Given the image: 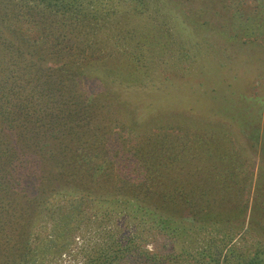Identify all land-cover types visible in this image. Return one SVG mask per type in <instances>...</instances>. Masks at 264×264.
Masks as SVG:
<instances>
[{
	"label": "trees",
	"instance_id": "trees-1",
	"mask_svg": "<svg viewBox=\"0 0 264 264\" xmlns=\"http://www.w3.org/2000/svg\"><path fill=\"white\" fill-rule=\"evenodd\" d=\"M104 2L0 0V264H51L47 255L53 260L59 255V260L65 253L73 257L72 264H170L175 257L158 250L150 252L139 243L141 212L155 220L158 213L159 225H202L217 231L239 222L232 219L235 214L221 219L218 205L226 203L220 201L225 198L222 189L229 185L226 181L221 187L213 185L214 180L208 182L207 193L184 194L182 189L187 186L182 181L169 192L164 190L158 174L164 168H174L173 162L157 155L151 143L153 136L146 143L140 140L135 121L131 128L118 112L114 113V106L120 103L111 97L109 91L113 90L105 79H119L125 73L133 78L137 72L143 76L149 68L136 65L126 69L124 61L122 65L110 63L111 39L103 36L95 21L98 17L93 15L94 5L100 4L104 11L101 16L107 15ZM107 2L112 5L114 0ZM142 8L132 16H153L151 8ZM93 20L96 24L91 33L84 27ZM126 24L123 28L131 46L129 56L147 58L155 48L143 54V46L149 43L146 35L133 23ZM157 41L156 37V46ZM134 42L137 46L133 49ZM117 125L130 129H117ZM131 142L135 143L127 147ZM124 150L127 152L122 153ZM174 151L169 147L171 154ZM129 158L132 172L143 176L137 181H142L145 193L120 184L127 181L119 179L115 162L123 168ZM173 158L176 161L180 156ZM205 171L211 172L209 168ZM95 188L102 192L100 201L89 195ZM215 193L220 195L210 197ZM63 200L95 203L94 231L73 238L58 252L48 240L40 242V238L38 246L31 238L37 224L41 220L40 224H45L48 218L60 220L57 205ZM245 212H240L242 218ZM248 228L254 231L256 227ZM257 246L258 251L241 259L240 264H264V249ZM39 252L42 260L36 259ZM229 253L232 256L223 261L208 258L212 264H229L230 259L233 263L240 258L236 250L229 249Z\"/></svg>",
	"mask_w": 264,
	"mask_h": 264
},
{
	"label": "rangeland",
	"instance_id": "rangeland-1",
	"mask_svg": "<svg viewBox=\"0 0 264 264\" xmlns=\"http://www.w3.org/2000/svg\"><path fill=\"white\" fill-rule=\"evenodd\" d=\"M107 1L110 0L104 2L107 15L101 16V4L94 5L93 15L98 17L95 21L103 36L111 39L110 63L122 65L124 61L126 69L136 65L149 68L143 76L137 72L133 78L125 73L119 79H105L106 86L113 90L109 91L111 97L120 103L114 106V113L118 112L131 128L135 121L140 140L146 143L153 136L151 143L157 155L173 162L174 168H161L158 174L164 190L169 192L182 181L187 186L182 189L184 194L207 193L208 182L214 180L213 185L221 187L226 181L229 185L222 189L223 193L220 189L225 196L220 201H226L224 206L218 205L221 219L235 214L232 219L239 221L217 231L202 225H159L158 213L155 220L141 212L139 243L146 249L148 244H154L155 250L175 257L170 264H212L209 258L223 261L231 257L229 249L236 250L240 258L227 262L240 264L241 259L258 251L257 245L264 249V0H114L112 5ZM142 5L143 11L151 8L153 16H132L140 12ZM95 21L90 25L86 22L84 28L93 33ZM128 21L146 35L149 43L143 46V54L155 48L148 53L150 58L146 55L137 60L129 56L131 46L123 28ZM132 45L133 49L137 46L135 42ZM95 83L94 80V89ZM115 127L126 129L125 125ZM169 147L175 149L174 153L169 152ZM176 154L180 158L174 161ZM131 162V158L125 160L123 168L115 162L119 179L127 181L120 184L145 193L142 181H137L143 176L132 172ZM89 195L96 201L102 199V192L96 188ZM57 207L61 219L48 218L43 225L39 221L31 238L38 246L40 238V242L50 241L53 251L58 252L73 238L80 239L84 233L94 231L92 218L97 210L91 201L63 200ZM245 209L242 218L240 212ZM98 217L103 218L99 212ZM249 225H254L255 230ZM231 227L239 228V232ZM53 239L56 245L51 243ZM58 256L53 260L47 255L46 261L74 263L68 253L59 260ZM43 257L40 252L36 255V259Z\"/></svg>",
	"mask_w": 264,
	"mask_h": 264
},
{
	"label": "clouds",
	"instance_id": "clouds-1",
	"mask_svg": "<svg viewBox=\"0 0 264 264\" xmlns=\"http://www.w3.org/2000/svg\"><path fill=\"white\" fill-rule=\"evenodd\" d=\"M146 247H147V250L150 251V252L155 250V245L154 244L150 243Z\"/></svg>",
	"mask_w": 264,
	"mask_h": 264
}]
</instances>
